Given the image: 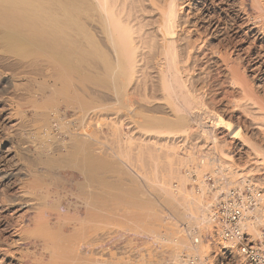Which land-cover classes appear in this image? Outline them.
<instances>
[{
	"label": "bare ground",
	"instance_id": "obj_1",
	"mask_svg": "<svg viewBox=\"0 0 264 264\" xmlns=\"http://www.w3.org/2000/svg\"><path fill=\"white\" fill-rule=\"evenodd\" d=\"M212 65L235 93L226 102L246 130L213 115L210 126L229 131L226 139L209 129L208 146L210 126L195 130L192 124L200 123L195 109ZM99 111L121 149L138 154L136 167H157V152L164 149L176 157V166L169 165L178 192L169 180L160 181L173 214L212 221L211 205L226 185L264 179V0H0V264H91L92 255L105 256L90 249L91 230L109 220L102 198H147L135 180L150 178L136 173L130 160L110 157L104 142H92L85 124ZM117 117L136 127L137 143ZM151 138L164 141H152L155 148ZM193 138L206 144L195 146ZM196 148L205 150L200 157ZM233 152L247 158L243 166L234 167ZM53 167L66 171L59 176ZM106 167L117 168L124 182L105 195ZM73 169L81 179L69 183ZM204 170L214 176L212 188ZM190 172L195 179L186 177ZM189 181L195 189L186 188ZM209 189L214 196L208 202ZM129 213L135 219L140 214ZM259 224L264 193L242 226L261 237Z\"/></svg>",
	"mask_w": 264,
	"mask_h": 264
},
{
	"label": "rangeland",
	"instance_id": "obj_2",
	"mask_svg": "<svg viewBox=\"0 0 264 264\" xmlns=\"http://www.w3.org/2000/svg\"><path fill=\"white\" fill-rule=\"evenodd\" d=\"M213 66L215 68H213ZM210 74H209L208 80H207L208 82L209 81L210 82H209V84L207 82L208 85H206L203 89L204 90V96L201 98L203 102L200 100V102H202V103H200L201 106L198 104L199 107H196L198 109H195L199 112V113L197 112L196 114L200 116V119L198 120V121H200V123L198 122V124H192V129H195V130L201 129L202 130V129H205L206 127H209L212 120L215 118V117H213V115L218 116L220 114L219 115L220 117L222 116L223 119H226L229 122L230 121L232 122L231 129L234 128V125L237 124V125H240V128H242L241 131L243 133H245L246 129H245V127H243L244 123L242 122L241 119H240V122L238 120L239 118L237 119V117H238L237 115L239 114L238 110L234 109V111H233L229 102L228 103L226 102L228 100H231V98L233 96H235V93L232 91V88L229 85H227L228 84V82L226 81L227 78H225L221 69L215 65H212ZM224 78H225V80H224ZM221 80H222V82H221ZM225 81H226V83H225ZM222 84H223V87H222ZM223 97H225V98H223ZM213 98H214V102L212 100ZM226 105H229V106H226ZM131 106L133 107V105H131ZM227 108H230L228 111L229 113L226 112ZM118 111H120V110H118ZM123 111H125V109H121L120 112L122 113ZM221 111H223V112H221ZM97 113H100V114H98V116L92 117L90 119V121L88 120L89 121V122H87L88 124L87 123L85 124L86 125L85 127L89 129L87 132H90V135L92 137L91 139H92V142L94 143V145H98V143L104 142L105 144H107V147H110L109 148V152H111V154H109V155H111L110 157H113L114 159H117V161H120V162L125 161V160H128V161L130 160L131 161L130 164H133L131 166H134L133 168L136 171V173H138V174L145 173V175L144 174L143 175L144 176L147 175L148 179L149 178L150 179H149V183L146 182L148 180L142 181V182L140 180H135L136 181L135 185H137L145 193V195L147 197L144 200L142 198L143 203L141 205L126 206L122 210H119V211L115 210L120 214L121 219H115V220L109 219L108 221H106L107 225H105V224L101 225L102 230H101V228H97L96 226H95L96 230L95 229L91 230L90 237H91V240L93 242L91 243L92 245L90 246L91 247L90 249L92 250V248H93V250L94 249L98 250V248H99V250H101V251L104 250L103 253L105 254V256L104 257L101 256V259H100V256L98 254H96L95 256L92 255L89 262H92L91 264H93V263L96 264L97 261L99 262V260H100V261H104V264H182L185 261V260H182V254L183 253L187 256L192 255V254H198L201 257L211 258L212 255L214 253L218 252L220 248L226 246V243H223L222 240L220 238H218V236H216V234H215L216 230L214 227V223L212 221L206 222L205 219H204L205 220L204 221L203 219L197 220V218L196 219L195 218L190 219V218H184V217L179 218L178 215L176 216L175 214H173L170 211L169 207L165 203L166 197H165V194L163 192H161V190H160V181L162 179L169 180L172 190H174V191L176 190L175 192L177 193L178 192L177 189L179 187V180L175 177H171V174L173 173L174 169L169 165L172 161L176 160V157L173 156V158H172V156H169L170 153L168 154L166 149H164V151L166 150L164 154L162 153L163 150L157 152L158 150H155L156 144H155V146L153 145L154 143L152 141L157 142V141L161 140L160 142L163 143V141H164V140H162L163 138L162 139L158 138V140L151 138V140H150L151 144H152L151 146L155 147V148H152V150L155 151L152 153V155L155 153L154 162L156 163L155 160H157L158 157L160 159L159 161L157 160L158 166L157 167H153V166L150 167L151 165L147 163L145 167H142L143 169H140L139 166L136 167V165H138V163L140 162V160L138 159L139 156H136V155H138L136 153V151L133 148L130 150H127V151L125 149H121V147H122L121 142L117 141V138L113 137L111 135V132H109V130L107 128L105 114L102 113L101 111H99ZM121 113H120V115L122 117L123 113L122 114ZM210 113H211V116H210ZM212 113H214V114H212ZM231 113H232V115H231ZM201 115H203V116H201ZM209 119L211 120V122H209L210 121ZM119 120H120V118L117 117V120L115 119V122L121 121L122 124H124V125H122V130H123L122 132H124V134H128V135L132 134L133 135L132 136L133 137L132 138L133 144L137 143V141H139V135L135 132L136 127L134 129L133 126H129L131 124L127 125L126 122H124L126 120H120V121ZM75 121L72 124V125H74L73 127H75V128L79 127V121H76V122ZM204 121H205V123H204ZM193 123H197V122H193ZM207 123H209V124L207 125ZM204 124H205V126H203ZM213 127L214 126L211 125L209 128L205 129L206 131L208 130L207 131L208 136L205 139V142L207 143L208 146H210V144H212V135L213 134H215L216 136L223 135V137H220V138L225 137L227 139L226 133H227L228 129L224 130L223 128L219 129L216 127H214V129H213ZM209 129L211 131L215 130L214 131L215 133L213 132V134H210L211 131ZM218 130L219 131L222 130V134L218 133L219 132ZM223 132H226V133L224 134ZM23 135H25V137L27 136L25 133H23ZM248 137H250L251 141L253 139L255 141V143H257V144H259V142L261 143V141L259 139H257V137H255V136H248ZM252 137H254V138H252ZM198 139L199 138H193L190 141L193 145L195 142V146L197 144H201V143L204 144L205 143L203 140H202L203 141L202 142L201 140H198ZM197 142H199V143H197ZM111 149H113V151ZM152 150H151V152H152ZM129 151H130V153H128ZM194 151H195V153H197V154L194 153V155L196 157H198L197 155H199V157H200V154H202V152L205 150H203L201 152L200 150H198L196 148V150H194ZM122 152H123V154H122ZM156 152L158 153V155L160 153V155L158 157H157ZM211 152H214V153L211 154ZM166 153H167V155H166ZM181 153H179V155L180 156L182 155L181 157H184V155ZM208 153H210L209 155L211 157H214V158H217L216 156H218L216 154L217 152L213 151V150H211ZM163 155H165V156L163 157ZM232 155L233 156H231V159L234 162L233 163L234 167L237 165L235 168H239L240 166H243L247 160V158L245 156H243V155L240 156V154L238 156V154L235 152H233ZM166 156H168V157H166ZM145 157H147V156L146 155L144 156L145 161L148 160ZM189 164H190V166H192V165L194 166L195 162H192V163L190 162ZM174 165L176 166V164H174ZM174 165L172 164V166H174ZM37 167L39 170H42L45 168V165L42 164V166H41L39 164V165H37ZM44 170H47V169L45 168ZM51 170L55 174L57 173V175H59V176H63L64 171H66L65 168H63V167H53ZM179 170H180L179 172L181 174L187 172V170H185L184 166H182V165L179 168ZM69 171L70 172L72 171L71 173L73 174L72 177H69V183L80 181V179H81L80 175L77 173L76 170L73 169V170H69ZM202 173H203V175L205 174L204 179L206 180V183L208 184L209 187L212 188L213 183L211 182V180L207 179V175L211 174L210 171L204 170V171H202ZM132 174L131 175L134 177V179H138V176L134 172ZM255 175L257 176V172ZM210 176H211V179L213 180L214 176L212 174ZM261 176L264 177V174L261 173ZM147 177H146V179H147ZM186 177H188L189 179H195L196 174H195V172H190L186 175ZM46 180L47 179H45V181ZM237 182L238 181L233 180L234 185L238 184ZM246 182H249V181H246ZM251 183L254 184L255 186H258V184H259L258 188H260L261 194L264 193V179L262 177H261V179H259V181L252 180ZM193 184H195V182H190V181L186 182V188L187 189L192 188V187L194 188L196 186V184H195V186H193ZM227 186H231V185H226V187ZM213 194L210 191V189L206 192L205 196L207 198L206 197L205 198H206V200L208 199V202H209V200L212 201L211 198H212ZM73 200L76 202L79 199H77V198L75 199L73 197ZM145 200L146 201L148 200L149 202H146ZM144 201L146 204L144 203ZM211 201H210V203H211ZM77 202H78L77 204L79 205L80 201H77ZM129 211L135 212L136 214L137 213L138 214L140 213V214L138 215V217L136 219L135 218L132 219V218H129L130 217L128 215ZM31 214L32 213H29L28 216ZM107 216L109 217L111 215L107 214ZM115 216H118V215H115ZM192 223H193V225H192ZM103 226H105V227H103ZM263 228H264V225L259 224L258 230L262 232ZM194 229H196V230H194ZM246 231H247V233H249V235L251 236V238L253 240L260 238V237L255 236V235L253 236L252 231H249V230H246ZM197 232H198V234H197ZM119 233L125 234L126 237H122V236L118 237ZM188 233L192 237H199V243L197 245H193L191 243V239L189 238ZM121 240H123V242L120 245H118V242ZM113 245H114V247H113ZM108 251L109 252L111 251V252L109 253ZM46 255L47 256H44L45 259L43 258L45 261L48 259V254H46ZM94 258L96 260L97 259H99V260L96 261ZM102 258L105 260H103ZM107 258H109V259H107ZM183 264H186V263H183Z\"/></svg>",
	"mask_w": 264,
	"mask_h": 264
},
{
	"label": "built area",
	"instance_id": "obj_3",
	"mask_svg": "<svg viewBox=\"0 0 264 264\" xmlns=\"http://www.w3.org/2000/svg\"><path fill=\"white\" fill-rule=\"evenodd\" d=\"M207 179L214 183L210 175H207ZM260 196V188L251 182L227 186L220 190L211 205V215L215 234L226 246L220 248L211 258L198 254L187 256L183 253V263L264 264V228L261 237L253 240L242 226L245 212L256 207ZM189 238L193 245L199 243V237L189 235Z\"/></svg>",
	"mask_w": 264,
	"mask_h": 264
},
{
	"label": "crops",
	"instance_id": "obj_4",
	"mask_svg": "<svg viewBox=\"0 0 264 264\" xmlns=\"http://www.w3.org/2000/svg\"><path fill=\"white\" fill-rule=\"evenodd\" d=\"M103 173L105 176V183H106V188H104V194L105 195L110 194L115 189H116V191H120V187L122 186V184L124 182L122 173L117 168H114V167H106L105 170L103 171ZM107 186H109V187L107 188ZM110 186H111V188H110ZM113 186H115V189H112ZM92 188H93V191H98V189H96V187L93 186ZM102 199L104 200L103 204H105V206H106L107 214L111 215V216H109L108 219H111V220L121 219V216L117 211L125 208V206H127L125 204L129 203L130 206H136V205L142 204V201H139L140 199L142 200V198L138 199V201L141 202V203H138L136 196L125 197V196H121V195H118V196L106 195ZM115 210H117V211H115ZM133 213L135 214V212H133ZM115 215H118V216H115ZM128 215H130V213ZM129 218H131V217H129ZM133 218L134 217H132V219ZM119 236L120 237L121 236L126 237L125 234H121V233L118 234V237ZM122 242H123V240L119 241L118 245H120ZM113 247H114V245H113Z\"/></svg>",
	"mask_w": 264,
	"mask_h": 264
}]
</instances>
